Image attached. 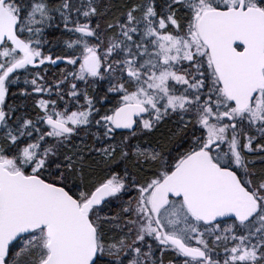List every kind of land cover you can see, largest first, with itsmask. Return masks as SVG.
Returning a JSON list of instances; mask_svg holds the SVG:
<instances>
[{
	"label": "snow or ice",
	"instance_id": "snow-or-ice-1",
	"mask_svg": "<svg viewBox=\"0 0 264 264\" xmlns=\"http://www.w3.org/2000/svg\"><path fill=\"white\" fill-rule=\"evenodd\" d=\"M0 264H264V0H0Z\"/></svg>",
	"mask_w": 264,
	"mask_h": 264
},
{
	"label": "trees",
	"instance_id": "trees-1",
	"mask_svg": "<svg viewBox=\"0 0 264 264\" xmlns=\"http://www.w3.org/2000/svg\"><path fill=\"white\" fill-rule=\"evenodd\" d=\"M115 3L119 4V3H122L123 0H114Z\"/></svg>",
	"mask_w": 264,
	"mask_h": 264
},
{
	"label": "flooded vegetation",
	"instance_id": "flooded-vegetation-1",
	"mask_svg": "<svg viewBox=\"0 0 264 264\" xmlns=\"http://www.w3.org/2000/svg\"><path fill=\"white\" fill-rule=\"evenodd\" d=\"M167 259V258H166Z\"/></svg>",
	"mask_w": 264,
	"mask_h": 264
}]
</instances>
